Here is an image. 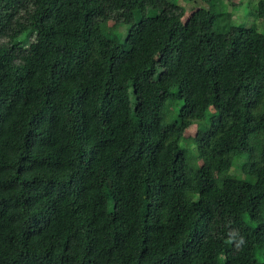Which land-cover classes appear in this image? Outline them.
I'll use <instances>...</instances> for the list:
<instances>
[{"label":"trees","instance_id":"obj_1","mask_svg":"<svg viewBox=\"0 0 264 264\" xmlns=\"http://www.w3.org/2000/svg\"><path fill=\"white\" fill-rule=\"evenodd\" d=\"M202 1L0 0V264H264V0Z\"/></svg>","mask_w":264,"mask_h":264},{"label":"rangeland","instance_id":"obj_2","mask_svg":"<svg viewBox=\"0 0 264 264\" xmlns=\"http://www.w3.org/2000/svg\"><path fill=\"white\" fill-rule=\"evenodd\" d=\"M196 4L203 5L204 2L202 0H198ZM188 13L189 11L185 13V16H187ZM233 13L235 14V19L237 22H241V23L247 22V19L243 11H240L239 9H237V10H234ZM100 29H101L103 36H105L106 38H112L114 34L115 35L119 34L122 31L121 30L122 28H118L117 26L115 27V21L111 17L100 22ZM139 103L140 101L137 100L136 104L138 105ZM170 103L173 109L174 118H178L179 117L178 111L181 107V100L178 94H176V97L174 99L170 100ZM204 129H205L204 122L194 121L184 130V136L186 140L188 141L189 145H191V147L195 144L198 136L204 132ZM201 164H203V158L200 155H198L195 158L194 162H191L188 171H195L196 168H198ZM228 173L230 176H234V175H237L239 171L237 170V168L231 167ZM97 182L99 183V185L104 187V189H107L111 186V179L106 175L105 171L103 170L98 171Z\"/></svg>","mask_w":264,"mask_h":264}]
</instances>
